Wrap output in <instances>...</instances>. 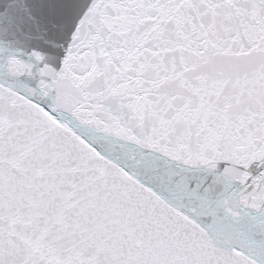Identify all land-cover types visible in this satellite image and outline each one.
<instances>
[{
	"label": "snow or ice",
	"instance_id": "6c2138e0",
	"mask_svg": "<svg viewBox=\"0 0 264 264\" xmlns=\"http://www.w3.org/2000/svg\"><path fill=\"white\" fill-rule=\"evenodd\" d=\"M0 264H264V0H0Z\"/></svg>",
	"mask_w": 264,
	"mask_h": 264
}]
</instances>
